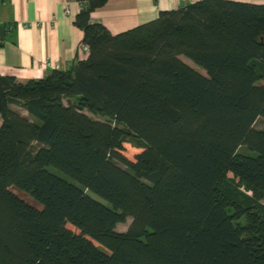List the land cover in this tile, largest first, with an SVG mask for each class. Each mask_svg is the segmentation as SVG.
I'll use <instances>...</instances> for the list:
<instances>
[{
  "label": "trees",
  "instance_id": "1",
  "mask_svg": "<svg viewBox=\"0 0 264 264\" xmlns=\"http://www.w3.org/2000/svg\"><path fill=\"white\" fill-rule=\"evenodd\" d=\"M78 2L86 60L0 76V264H264V208L224 181L264 198V5L201 0L112 34L91 20L109 0Z\"/></svg>",
  "mask_w": 264,
  "mask_h": 264
},
{
  "label": "crops",
  "instance_id": "2",
  "mask_svg": "<svg viewBox=\"0 0 264 264\" xmlns=\"http://www.w3.org/2000/svg\"><path fill=\"white\" fill-rule=\"evenodd\" d=\"M197 1L201 0H109L91 20L119 34L156 20L162 11ZM230 1L264 5V0ZM66 2H71V15L65 14ZM80 9L78 0H0V76L26 83L45 78L53 66L67 70L86 60L83 31L75 24Z\"/></svg>",
  "mask_w": 264,
  "mask_h": 264
},
{
  "label": "rangeland",
  "instance_id": "3",
  "mask_svg": "<svg viewBox=\"0 0 264 264\" xmlns=\"http://www.w3.org/2000/svg\"><path fill=\"white\" fill-rule=\"evenodd\" d=\"M182 60L184 62H186L188 65H190L191 67H193L194 69H196L197 71H199L200 73L206 75V72L196 66L194 63H192L190 60L182 57ZM16 109H18L19 111L23 112V114L26 115V112L19 109L18 107H16ZM89 116L93 117V118H97L99 119L97 116H95L94 114L88 113ZM121 127H123L121 125ZM254 128L256 129H263L264 128V117H259L257 119V121L254 124ZM123 154L130 160H133L135 158V156L137 154H139L140 152L143 151L144 149V143L142 140H140L137 136H135L134 134L129 135L128 137L125 138L124 142H123ZM240 153H250L253 154V152L249 151L248 149H245L244 147L239 149ZM50 171L56 173L57 175L61 176L62 178H65L68 181L73 182V180L71 178H69L68 176H66L65 174H63L62 172H60L59 170L55 169V168H49ZM229 180L232 181L235 185L236 188L240 191L241 196H249L253 199H256L257 204H259V206H261L262 208H264V198H256L255 193L248 188V186H246V184H244L243 182H241L238 178H236L233 174L231 173H226L224 176V181ZM12 191L14 193H16L19 197H21L22 199L28 200L32 205L39 207L38 203H36L34 200H32L28 195L20 192L18 189L16 188H12ZM92 196L100 201H102L104 204L108 205V203L102 199H100L99 197H97L96 195L92 194ZM132 219L129 218L127 220L126 223L123 224H119L117 227V230L119 232H125L127 231L129 225L131 224ZM70 228L74 229L73 227L69 226Z\"/></svg>",
  "mask_w": 264,
  "mask_h": 264
},
{
  "label": "built area",
  "instance_id": "4",
  "mask_svg": "<svg viewBox=\"0 0 264 264\" xmlns=\"http://www.w3.org/2000/svg\"><path fill=\"white\" fill-rule=\"evenodd\" d=\"M187 3H190L192 0H185ZM78 4H79V6H80V8H81V5H80V3L78 2ZM65 14L66 15H71L72 14V6H71V2H66V4H65ZM53 22L54 21H52V26H53ZM82 50L85 52V53H89V46L88 45H86V44H82ZM50 65V64H49ZM53 69H59V66H53Z\"/></svg>",
  "mask_w": 264,
  "mask_h": 264
}]
</instances>
